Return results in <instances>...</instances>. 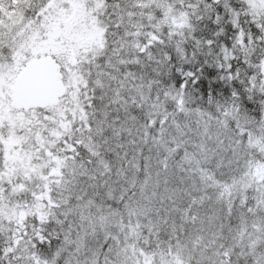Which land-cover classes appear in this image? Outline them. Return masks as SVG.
I'll use <instances>...</instances> for the list:
<instances>
[{"label": "snow or ice", "instance_id": "1", "mask_svg": "<svg viewBox=\"0 0 264 264\" xmlns=\"http://www.w3.org/2000/svg\"><path fill=\"white\" fill-rule=\"evenodd\" d=\"M0 264H264V0H0Z\"/></svg>", "mask_w": 264, "mask_h": 264}]
</instances>
